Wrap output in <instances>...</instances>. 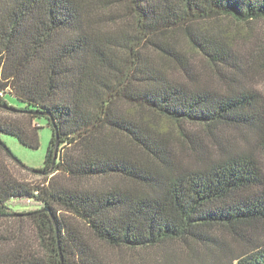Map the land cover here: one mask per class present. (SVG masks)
Masks as SVG:
<instances>
[{
  "label": "trees",
  "instance_id": "obj_1",
  "mask_svg": "<svg viewBox=\"0 0 264 264\" xmlns=\"http://www.w3.org/2000/svg\"><path fill=\"white\" fill-rule=\"evenodd\" d=\"M123 4L131 29L121 13L100 23L94 0H0V111L10 114L0 115V264H107L90 238L159 248L156 264H264V170L254 151L264 145V96L243 85L234 49L264 21V0L106 7ZM184 46L219 72L223 89L194 78ZM39 118L54 134L38 170L45 180L33 184L13 172L10 162H21L3 137L38 148ZM176 134L187 150L173 145Z\"/></svg>",
  "mask_w": 264,
  "mask_h": 264
},
{
  "label": "rangeland",
  "instance_id": "obj_2",
  "mask_svg": "<svg viewBox=\"0 0 264 264\" xmlns=\"http://www.w3.org/2000/svg\"><path fill=\"white\" fill-rule=\"evenodd\" d=\"M108 1L109 0H94V11L97 12V20L100 23L111 24L112 17L116 14H126L121 15L125 16L123 20L124 24L128 29L133 28L135 26V20L129 14V9H127V6L123 4L112 10V8L106 7V2L108 3ZM255 26L256 31L254 32V35L259 38L258 43L256 44V41L252 40L254 38V35L252 36L244 32L245 37L238 34V36L235 38L234 49L238 52V54H240L242 60L244 61L245 74H243L240 79L243 85L264 96V65L262 66V63L264 62V21H258ZM185 50L190 60L194 78L197 79L200 83L209 85L212 88L223 89L225 83L219 72L214 67L209 65L206 60L203 59V57H201V55H199L198 53L190 50L187 46H184L183 51L185 52ZM152 55L157 57V54L155 53H152ZM167 65L168 70L173 75V77L182 79L184 81H190L185 73L181 69H178L175 64L168 62ZM7 101L15 107L23 106V104L19 100H17L13 95L10 94L7 96ZM0 115L8 117L10 116L9 113L2 111H0ZM35 123L41 126L39 130L40 145L38 148H30L22 144L20 140L15 136L5 135L3 137L6 145L10 148L14 156L21 162V164L17 163L16 161L10 162L13 172L20 180L33 184L45 180V174L38 170L45 166L46 154L54 134L53 129L48 124L47 119L39 118L38 123ZM190 131L200 133V130L197 128H192V130L190 128ZM231 131L236 133V131L233 129ZM251 138H254V136ZM115 141H120L124 144L126 143V140L124 138L119 139V137H115ZM172 143L175 147L178 146V150H187V147L177 137V134L175 135ZM254 151L258 159L260 160V163L264 170V145H259L257 148H254ZM185 161H189V159L185 158ZM15 208L22 209L27 207L16 206ZM64 213V211H60L61 215H64L65 217H67V219L69 218L71 221H73L74 218L72 217V215H70V213ZM19 218L20 217H18V219ZM75 222L80 224V226L88 236L93 237L89 230L82 226V223L80 221L76 220ZM8 223H10V221ZM16 224L17 222L12 221V229L15 230ZM1 225L2 221H0V226ZM9 225L10 224H7L8 227ZM22 225H24V228L28 230V233H30V235H32V229L26 223H23ZM17 226H19V224H17ZM224 236L231 242L232 245L237 244L235 243V241L232 242L231 235L228 232H226ZM90 239V242L94 249L98 252L100 257H102L104 261H106L107 264H156L157 260L162 255L159 248L136 250H132L129 248H113L98 241L95 238ZM169 246L175 250L179 249V244L175 242L170 243Z\"/></svg>",
  "mask_w": 264,
  "mask_h": 264
},
{
  "label": "water",
  "instance_id": "obj_3",
  "mask_svg": "<svg viewBox=\"0 0 264 264\" xmlns=\"http://www.w3.org/2000/svg\"><path fill=\"white\" fill-rule=\"evenodd\" d=\"M55 128H56V127H55ZM57 139H58V137H57ZM58 146H59V141L57 142V148H58ZM56 160H57V151H56V153H55L54 163L56 162Z\"/></svg>",
  "mask_w": 264,
  "mask_h": 264
}]
</instances>
